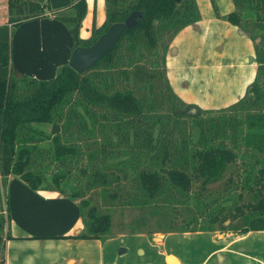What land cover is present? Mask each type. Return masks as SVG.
<instances>
[{
    "label": "trees",
    "instance_id": "trees-1",
    "mask_svg": "<svg viewBox=\"0 0 264 264\" xmlns=\"http://www.w3.org/2000/svg\"><path fill=\"white\" fill-rule=\"evenodd\" d=\"M231 1L234 9L223 18L252 40L256 76L238 101L202 109L173 91L166 57L174 36L199 20L196 0H104L103 24L93 25L88 38L80 37L85 0L55 9L48 0H7L8 17L0 24V188L13 174L30 188L78 201L86 229L75 238L110 233V216L99 215L80 197L85 179L104 191L122 179L131 181L135 191L128 196L142 204L192 202V215L175 229L170 217L168 232H224L227 221L237 222L230 228L236 234L264 230V0ZM133 11L142 14L138 25L86 70L65 64L48 79L14 77L11 38L22 21L53 15L68 26L75 49L91 46ZM239 159L242 168L228 178L239 193L229 205L215 199L216 211L205 212L207 203L202 193L192 192L193 183L205 188ZM245 192L255 201L244 200ZM6 213L0 221V264L11 238L8 229L3 232ZM134 231L159 230L129 232Z\"/></svg>",
    "mask_w": 264,
    "mask_h": 264
},
{
    "label": "crops",
    "instance_id": "crops-1",
    "mask_svg": "<svg viewBox=\"0 0 264 264\" xmlns=\"http://www.w3.org/2000/svg\"><path fill=\"white\" fill-rule=\"evenodd\" d=\"M6 1L0 0V24L8 17ZM48 1L55 9L76 0ZM98 1L85 0L82 38L90 36L93 25L103 24L92 5ZM207 1L196 0L199 21L185 26L171 41L167 73L173 91L184 101L215 109L246 93L255 79L257 62L250 37L238 25L218 19ZM225 1L221 15L234 8L233 1ZM89 14L91 24L82 34ZM11 44L13 75L18 79L55 76L69 63L74 49L68 26L51 14L19 23ZM5 189L2 206L9 211L5 231L11 234L4 242L5 264H264V230L157 235L118 231L104 238H75L86 229L78 201L56 190L30 188L13 174Z\"/></svg>",
    "mask_w": 264,
    "mask_h": 264
},
{
    "label": "rangeland",
    "instance_id": "rangeland-1",
    "mask_svg": "<svg viewBox=\"0 0 264 264\" xmlns=\"http://www.w3.org/2000/svg\"><path fill=\"white\" fill-rule=\"evenodd\" d=\"M103 1V0H102ZM207 2L210 3L211 7L212 2L211 0H208ZM215 2L217 10L220 14L219 18H223V15H221L220 10H222L224 7V4H227L224 0H213ZM95 9V15H98V18L103 17V20L106 16V11L103 5H101V0L97 2V6L95 5V2L92 3ZM209 5V6H210ZM104 8V11L101 12V9ZM234 9V8H233ZM215 13L214 9H212ZM90 15L87 20H85V26L82 29V34L86 32L85 28L88 27L90 23ZM201 17V16H200ZM218 18V19H219ZM100 19V18H99ZM200 19V18H199ZM102 20V21H103ZM199 21V20H198ZM85 29V30H84ZM89 144V143H88ZM243 164H241V160H237V164L232 163L228 166V168L224 169L221 175L217 180L214 181V178L209 180L207 184L205 185V188H201L199 182H195L192 192H200L202 193V201L206 202L205 205V212L206 211H216L217 204H226L230 200H234L237 193H239V189L236 188L235 183L233 181L228 180V178L232 175L233 178H235V175H233L235 172H237L238 169H241ZM74 173L76 169H74ZM234 180V179H233ZM233 182V183H232ZM75 184V182H74ZM86 179L82 181V195L80 194V197H86L90 200L91 205H93L96 208V211L99 215H105L108 214L109 220L111 222L110 232L116 233L118 231H125L128 232L131 229H142L144 231H152V230H159L154 231V234L157 235V233H166L168 232V219L170 217L174 220L173 229L179 228L182 226L183 222L188 219L189 216L192 215V210L194 208L193 203L188 201L184 203L176 202V203H169V204H163L162 202H159L158 204L147 203L142 204L139 201H135L134 198L132 199L130 196H128L129 193H133L135 191L134 187L131 185V181H126L125 179H122L121 182L116 184L110 185L109 188L104 186H100L99 184L96 185H86ZM70 182L67 185V189H69ZM89 186V187H88ZM1 194L0 199L3 201L1 202L0 206V221L1 218L6 219V207L2 206L4 205V200L6 199V189L0 188ZM117 191V194L115 192ZM79 197V198H80ZM217 204H216V201ZM256 198L252 196L251 194H248L245 192L244 194V200L248 201H255ZM86 212V211H85ZM85 216V213H84ZM139 219L142 221L140 222ZM138 220V221H137ZM237 222L233 221H227L224 225L226 227V231H230L231 227L233 225H236ZM217 228V224L215 225ZM6 228V225L3 224V229ZM170 230V229H169ZM218 231V230H215ZM5 232V230H3ZM219 232V231H218Z\"/></svg>",
    "mask_w": 264,
    "mask_h": 264
},
{
    "label": "water",
    "instance_id": "water-1",
    "mask_svg": "<svg viewBox=\"0 0 264 264\" xmlns=\"http://www.w3.org/2000/svg\"><path fill=\"white\" fill-rule=\"evenodd\" d=\"M141 15L140 12L133 11L124 21L111 24L91 46L75 48L69 59V66L78 72L89 68L112 47L117 38L124 34L128 28L136 27L138 25L136 18L141 17ZM158 236L161 237L162 234H159Z\"/></svg>",
    "mask_w": 264,
    "mask_h": 264
}]
</instances>
